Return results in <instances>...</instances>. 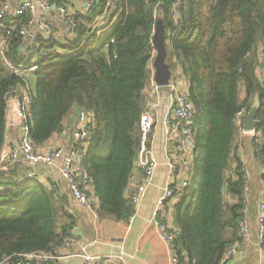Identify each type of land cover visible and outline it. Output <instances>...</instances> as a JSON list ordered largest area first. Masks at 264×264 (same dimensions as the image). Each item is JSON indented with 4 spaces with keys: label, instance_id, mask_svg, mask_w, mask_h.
Masks as SVG:
<instances>
[{
    "label": "trees",
    "instance_id": "1",
    "mask_svg": "<svg viewBox=\"0 0 264 264\" xmlns=\"http://www.w3.org/2000/svg\"><path fill=\"white\" fill-rule=\"evenodd\" d=\"M115 1L122 13L105 27L95 26L101 9H94L79 17L75 40L41 43V49L59 46L63 53L47 55L35 72L27 117L30 138L34 147L53 139L76 107L91 114L95 126L84 168L100 214L126 221L132 213L126 189L148 142L141 129L143 91L150 81L155 25L162 20L166 63L185 77L195 110L193 172L172 214L175 249L190 264H220L237 239L244 207L237 149L239 132H245L235 115L245 106L248 112L255 98L259 124L246 135L264 168V88L257 72L264 57V0H182L177 22L170 21V0ZM2 25L10 30L8 60L24 61L18 27L10 20ZM23 86V79L6 72L0 61V150L8 93ZM23 169L13 164L0 170V263L6 258L15 263L19 254L53 251L64 243L71 225L64 221L67 197ZM261 181L264 203V173ZM262 226L264 257V220Z\"/></svg>",
    "mask_w": 264,
    "mask_h": 264
},
{
    "label": "built area",
    "instance_id": "2",
    "mask_svg": "<svg viewBox=\"0 0 264 264\" xmlns=\"http://www.w3.org/2000/svg\"><path fill=\"white\" fill-rule=\"evenodd\" d=\"M171 12L170 21L179 20V11L182 0H170ZM162 5V2H161ZM94 9H101V14L96 18V27H105L122 13V9L115 0H87L82 6V13L85 15ZM10 20L15 23L19 37L18 51L24 61L12 63L7 58V48L10 45V30L3 25L0 27L4 35L0 36V61L6 72L13 74L24 81V86L9 91L5 110V132L10 128H16L19 132L17 144L5 156H0V170H7L10 165L23 162L29 166L53 167L57 161H61L59 173L67 184L72 198L82 209H88V193L92 191L90 177L84 168L85 144L90 137V131L95 123L91 114L81 110L79 126L72 135L73 144L67 148H56L50 152L42 153L35 149L29 135L27 123L28 111L31 103L30 90L28 85L29 76L39 69V63L47 55H61L63 53L59 46L51 49H41V43L55 41L65 45L77 36L78 19L76 12L70 8L67 0H1L0 1V22ZM58 23V24H57ZM61 25L60 27H58ZM60 30H57L58 28ZM13 30V29H12ZM261 54V52H260ZM156 51L153 48L152 58L154 61ZM148 65V69H149ZM260 69V71L258 70ZM257 68L258 75L264 88V57H260ZM183 75V74H182ZM185 78V77H184ZM187 83V82H186ZM152 93L157 96L160 91L165 90L170 99L161 120L164 130V153L168 175L166 183L158 197L152 221L155 224L157 234L170 251L169 264H190L182 259L175 249V229L172 225L171 217L174 205L177 204L180 191L185 189L190 182L193 172V154L195 149V110L188 97V84L183 85L178 79L169 80L165 86L152 85ZM157 104H152L151 109L156 111ZM149 112V111H148ZM247 107L241 108L235 115V123L242 130V124ZM150 121V122H149ZM147 122L152 127L151 117L143 114L141 129L143 137L148 132ZM244 132V131H243ZM149 149V148H148ZM148 158V152H147ZM142 161L143 177L134 193L129 198L132 213L128 220H133L138 208L144 199L147 190L153 185V177L158 168V162L154 158ZM239 160L240 157L238 156ZM242 164L244 173V186L247 184L246 168ZM36 180L34 174L27 175ZM259 215L256 220L258 242L257 246L262 249V233L264 220V203L259 204ZM241 218L237 223V239L226 248L220 264H231L236 258L239 242L248 237V227L246 223V206L240 210ZM74 240L65 238L62 245H70ZM18 261L10 263L9 259H4L0 264H45L54 258L53 251L30 252L19 254ZM112 256H82L80 264H110Z\"/></svg>",
    "mask_w": 264,
    "mask_h": 264
},
{
    "label": "crops",
    "instance_id": "3",
    "mask_svg": "<svg viewBox=\"0 0 264 264\" xmlns=\"http://www.w3.org/2000/svg\"><path fill=\"white\" fill-rule=\"evenodd\" d=\"M67 1L70 4L71 10L76 12L77 19L80 20L79 17L84 16L81 10L82 6L87 0ZM57 30H60V28ZM149 71L150 81L146 85L143 94L146 104L145 116L146 118L148 116L151 117L153 124L150 128V121L147 122L148 132L145 138L142 135L143 142L145 143L147 140L148 142L141 148L136 166L126 189V198H130L142 180L143 169L141 163L147 158V152L148 158H154L158 162V168L153 177V185L147 190L133 220L116 221L111 217L101 215L99 212V203L93 191L88 193L89 208L82 209L79 207L72 198L66 182L59 173L61 161H57L50 168L43 165L32 167L23 162L16 163L24 167L23 170L26 171V175L34 174L36 180L46 188L49 190L53 189L59 195H65L67 197L65 211L68 219L65 220L64 218V221L66 224H71L66 231L68 238L74 240V243L55 247L53 250L54 258L45 264H80L83 255L112 256L113 260L110 264L170 263L168 246L159 238L155 224L152 221L156 201L161 194L168 175L166 156L163 149L164 130L161 120L165 115L170 97L165 90L160 91L157 96L153 95L151 88L155 82L153 80L154 67L152 62L149 65ZM170 72L172 81L178 79L183 85L187 84L186 79L178 67L173 70L170 69ZM29 80L34 81L35 78L29 77ZM28 85L29 90L33 89L29 82ZM153 103L158 105L155 112L151 109ZM75 109L63 121V129L50 141L41 146H36L35 149L37 151L47 153L59 147L67 149L73 144L72 135L79 126V119L75 117ZM246 134L250 133H245L244 135V133L239 132L238 140L241 143L237 149V153L246 168L247 184L244 189L243 198L244 206H246L245 217L248 227V237L239 242L237 256L231 264H263L264 257L262 250L257 246L258 233L256 220L259 215L258 207L263 199L261 176L264 173V168L255 156L249 135ZM149 135L150 137L148 139ZM18 138L19 132L16 128H10L6 131L0 156L3 157L14 149ZM23 170L21 172H24Z\"/></svg>",
    "mask_w": 264,
    "mask_h": 264
},
{
    "label": "water",
    "instance_id": "4",
    "mask_svg": "<svg viewBox=\"0 0 264 264\" xmlns=\"http://www.w3.org/2000/svg\"><path fill=\"white\" fill-rule=\"evenodd\" d=\"M152 44L156 51L153 61L154 77L153 80L156 85L165 86L171 78V72L168 64L166 63V47H165V28L162 20H158L155 25L154 34L152 37ZM82 108L75 109V117L79 118ZM259 112V100L255 98L249 111L244 117L242 130L245 133H253L258 126L259 121L256 119Z\"/></svg>",
    "mask_w": 264,
    "mask_h": 264
},
{
    "label": "rangeland",
    "instance_id": "5",
    "mask_svg": "<svg viewBox=\"0 0 264 264\" xmlns=\"http://www.w3.org/2000/svg\"><path fill=\"white\" fill-rule=\"evenodd\" d=\"M211 3L213 2V0H209ZM260 53V52H259ZM258 70L260 71V69L258 68ZM34 74L30 75L29 77H33L34 78ZM29 80V79H28ZM35 81V80H34ZM34 81L33 80H29V84L33 87L34 85ZM243 97V95H241V98Z\"/></svg>",
    "mask_w": 264,
    "mask_h": 264
}]
</instances>
